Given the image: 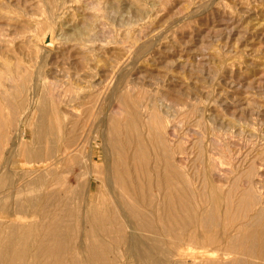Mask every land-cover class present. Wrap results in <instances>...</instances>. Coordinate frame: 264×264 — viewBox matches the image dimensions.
<instances>
[{
    "label": "rangeland",
    "instance_id": "374dc122",
    "mask_svg": "<svg viewBox=\"0 0 264 264\" xmlns=\"http://www.w3.org/2000/svg\"><path fill=\"white\" fill-rule=\"evenodd\" d=\"M48 37L50 42L45 41ZM37 43H39L38 46ZM42 43L46 45L45 48H36ZM66 46L70 48L66 49ZM17 66H23L31 75L26 80V88H28L24 90L23 95L24 104L28 105L26 108L30 107L29 109H31L29 105L32 101L35 98L38 99L48 88V95L54 98L52 99L54 103L67 113L75 114L77 111L79 113L78 108L75 107L81 105L80 101H83L77 98L80 90L82 93L85 90V95L89 93H91L89 95L92 93L99 95L100 108L104 111L107 104L109 106L112 104L111 115L119 116L120 112L122 113L123 105L119 98L130 96V94L138 107L143 103L146 107L155 105L156 111L163 113V119L167 124L164 135L166 142L176 149L173 155L169 156L170 161L169 158L166 159L155 152L156 145L154 147L153 144L147 143V146H150L147 147L150 149L149 160H152L149 163L153 165L149 164L148 169L141 172H132L133 179L131 176L129 178L134 188L141 183L144 191L147 190V196L143 190L142 192L151 204H146L145 198L144 202L138 198V188L137 191L132 189L129 192L136 200L139 199L140 209L152 212L154 215L162 213L160 207L163 201L160 188L164 189V187L160 182V172L164 171L163 166L167 163L171 164L170 162H173L171 165H175L174 169L178 173V176L174 177L176 179L174 182L177 185L179 181L177 187L182 189H179V194L172 196L176 199L172 198L170 201L173 205L168 202L175 212L173 213L175 214L174 219L177 217V220L181 218L187 220L190 218V211L198 214L203 209L211 208V211L213 209L215 224L209 232L212 234L211 237L213 233L218 232L214 234L213 239L221 238L220 220L226 207H229L232 212L235 197L242 189L247 188L250 182L254 186L255 194L257 192L258 196L264 199V0H0L1 94L12 93L15 80L18 81L20 78L17 72L13 71ZM35 70H38L41 76L47 75L45 84L41 83L39 78L32 76ZM11 74H14L13 77ZM8 81L14 84L7 83ZM32 82L39 83L38 90L35 89L37 96H34ZM91 84L95 87H90ZM70 104L74 108L67 107ZM2 107L4 112H8L9 109L3 101ZM142 110L143 108L140 107L139 111L143 112ZM27 114L28 121L16 124L19 127L8 128L6 132L7 142L5 141L3 145L6 150L0 157V167L2 166L0 176H3L0 181V195H3L6 201L11 197L9 193L16 195V192L24 191L29 187L27 182L23 186L15 184L19 175L27 172L22 163L20 161H13L9 164L5 162L7 158L9 160V150L19 138L17 132L15 133L16 128L20 134L25 132L27 138H31L33 118L31 119ZM142 116L144 121L139 122L138 130L144 134L143 137H147L161 124ZM15 136L18 137L15 139ZM60 143L59 141L53 143V145L56 144L54 147L57 151L62 149L61 152L60 150L59 153L56 152L54 164H35L28 169L33 171V175L45 173L51 169L52 177L49 176V183L50 186L57 188L59 197L63 193L59 192V188L66 185L74 186L75 176L80 174L76 166L78 160L75 153L73 152L71 155L73 157L67 160L63 154L64 145ZM97 152V156L92 161L104 168L100 145L97 146ZM127 162L130 164V159ZM91 173L93 174L90 175ZM91 173L86 178L82 209L95 208L98 212L109 216H105L106 218H110V211L105 210H110L113 198L106 186L96 178L97 173ZM45 190L47 192L48 189ZM207 191H210V194ZM215 191L218 194H215ZM218 198H220L219 201H217ZM87 201L94 205H90ZM195 205L200 211L195 209ZM4 214H0V236L3 235L8 224L27 226L38 219L35 216L25 215L26 217L20 218ZM82 217V223H79L75 236V243L73 242L76 251L79 250L77 248L80 241H96L102 244L101 253L106 252L105 256L108 257L107 260L105 259V264L110 262H112L110 264H142L137 261L139 255L137 253L146 252L145 246L151 243L144 231H139L136 237L134 236L135 240L137 238L142 243L137 246L132 245L131 239L133 238L129 235L131 234L130 229L126 226L124 236L127 235V237L119 241L121 244L113 243L108 236L102 233L99 234L100 237L97 236L99 238L92 237L88 240L87 233L95 229L97 225L91 223L86 216ZM230 223L235 224L236 221L235 223L230 221ZM165 224L168 225L167 222ZM232 224L231 227L229 226V232L227 231L228 236H233L235 233V225ZM102 225L112 227L115 224L106 220ZM231 228H233L232 231ZM173 235L174 232L169 233L166 238L172 239ZM198 238L194 237L191 241L200 240V243H207L205 245L209 246L204 245L203 247V243L201 246L199 242H195L194 246L197 247L184 244L175 247L168 243L169 250L165 255H159L162 259L164 258L163 260H159V256L153 251H150V259L155 264H161V262L166 264H227L231 262L234 254L224 247L226 242L214 239L215 242L210 245L209 240ZM125 240L128 241L125 242Z\"/></svg>",
    "mask_w": 264,
    "mask_h": 264
},
{
    "label": "bare ground",
    "instance_id": "6f19581e",
    "mask_svg": "<svg viewBox=\"0 0 264 264\" xmlns=\"http://www.w3.org/2000/svg\"><path fill=\"white\" fill-rule=\"evenodd\" d=\"M52 35L54 34L52 33ZM45 41L48 42L49 37ZM68 42L69 40L67 41V43ZM35 45H36V42H35ZM38 45L39 43H37V46ZM41 45L36 48H40V47L45 48L46 46L44 44L42 46ZM49 45L51 46V44ZM49 45L47 47H49ZM66 47H67L66 49L70 48L69 46H66ZM41 50L42 49H40L39 51L41 52ZM41 58L43 59V57ZM7 65L9 67V64ZM13 71H16L20 78L18 79V81L15 78L16 79L15 80L16 82H14L15 84L12 81L7 82V83L12 82V85L14 84L12 86L13 88L12 93L9 95H7L5 92L2 94L0 93V157H2V152L6 150L3 145L7 139L6 132L8 128L10 129V127L12 126L19 127L16 124H22L28 121L26 114L27 112H30V114H27V116H30L31 119L33 118L31 122L32 128L30 131L31 138L28 139L27 134L25 132H21L20 134V132L17 131V128H16L15 133L17 132L19 138L16 139L18 136L17 137L15 136V139L17 141H15L13 147H11V149L8 152L10 154L9 160L7 158V161H5L7 164L12 163L13 161H20V163H22V166L25 169H27L26 170L27 172L20 174L18 179H16L15 184L18 186H23L24 184H26L25 182H27V185L29 187L28 188L25 187L26 189L24 191L22 190L19 191L20 190L19 189L18 190L19 192L18 193L16 192V195L13 194L12 192L11 193L13 195L9 193V196L11 197H9V200L7 201L3 195H0V214L7 213L11 217L16 216L20 218H23L25 215H28V216H35L38 219L34 222H31V224L27 226L25 224H24L25 226L24 225L22 226L19 224H8L7 227L5 226L6 229L3 235L0 236V264H105L104 263L105 259L108 257L105 256L106 252L101 253L102 244H100L99 242L80 241L78 245L79 247L77 248L79 249L78 251L75 250L74 248L75 245L73 247V242L75 243V236L77 233L78 225L79 223H82V220H83L82 216H86L90 220L91 223L97 225L96 228L94 227L95 229L87 233L88 240L92 237L95 238L99 236V234L102 233L103 235L108 236L113 243H118L124 237H127V235L124 236L125 226H126L130 229L131 234L129 235H131V238H133L131 239L132 245L137 246L139 243H141V240L139 239L137 240V238L135 240L134 239L136 237L135 235L136 233L138 234L139 231L140 232L144 231L146 234L144 232L143 233L145 235H148V239L151 240V243L150 244L147 243L150 246L146 244L147 245L145 246L146 252L140 251V253L139 252L137 253L139 254L137 256V261L142 264H155V262L153 263V261H151L149 254H151V252L153 251L158 256L165 255L166 251L169 250L168 248H170L169 244L175 245V247L182 246V244L189 245V246L193 245L192 247H197V246H194V243L196 241L195 242H193L194 240L191 241L194 237L195 238L199 237L198 239H201V237L203 239H207L209 240L208 242H211L210 245L215 242L214 239L215 240L217 239V238L213 239L215 233H213V237H211L212 234H210L209 232L213 224H215L213 220L214 219L213 217L215 216L213 215L214 214L213 209H212L213 213L210 210L211 208L209 210L203 209L200 211V209L198 210L195 205L194 206L196 207L195 209L200 211L198 214L194 213L193 211H192L193 213H191L190 211V216L188 215L190 218L187 217L189 219L186 220L184 218L183 219L181 218L177 220L178 219L177 217L174 219L175 214L173 213L175 212L173 211L172 208H170V206L173 205L172 203H170V201L172 200V198H174L172 197L173 195L180 193L179 189H181V187L180 188L177 187V185L179 184V181L177 185L174 182L176 181L174 177L178 176V173L174 169L175 165L174 166L171 165L173 162H170L171 164L169 163L165 164L163 166L164 171L160 172V182H162V185L164 187V189L160 188V191L162 192L161 195H162V201H163V204L161 203L162 207H160L161 208L160 211H162V213L159 212L160 214L158 213L154 215L152 212L144 211L139 208L140 203L138 200L141 199L143 200V202L145 201L144 193L142 192V190L144 191V189H143V186H141L142 185L141 183H138L137 187L134 188V184H132L131 181H129V178L132 175V172H136V171L141 172L145 169H148L147 167L151 163L152 160L151 161L149 160L150 149L147 148L149 146V145L147 146V143L153 144L154 147L156 145L155 152H157L159 156H162L166 159L169 158L171 154L173 155L174 149H176L173 147V145L166 142V138L164 135H165V129L167 128V124L163 119V116H162L163 113L160 114L158 111H156V107H154L155 105L153 107H148V106L146 107L145 104L142 102L143 104L139 105L138 107L137 102L134 101L135 99L133 100L130 94V96H123L122 98H119L121 99V103L123 105V108L121 110L122 113L120 112L119 116L111 115L110 110H111L112 104H110L111 106L107 104V107L105 108V111H104L100 108L99 95L93 94V93L92 95H89L91 93L85 95V92H84L85 90L83 91L84 94L80 90V92L78 93L80 95L77 98H80L83 101H80L82 102L81 105H78V107H75V108H78L79 113L76 110L77 113L74 112L75 114H73V113H67L66 111L61 109L58 104H55L53 101L54 98L48 95L49 89L47 88V90L44 91V93L40 97H38V99L35 98L31 104L29 103L30 104L29 106H31V109H29L30 107L26 108L28 105L25 106L26 104H24L23 95L25 94L24 90L28 88V87L26 88V80L31 75L29 74L26 68H23V66L22 67L17 66L13 69ZM13 75L11 77H13ZM32 76L34 78H39L40 82L43 84H45L47 81V80L45 81V76L47 75L44 74L41 76L38 70H35ZM38 85L39 83L37 82L33 83L32 88L35 91L34 96H37L35 89H37ZM91 86L95 87L94 84H91L90 87ZM91 91L93 92V90ZM2 101L4 102L6 107H8L7 108L9 109L8 112H4L3 107H2ZM136 101H137V97H136ZM103 104L104 103H102V105ZM68 106H71L72 108H74L72 104L67 105V107ZM140 107L143 108L142 110L143 112L139 111ZM101 114L103 115L100 116ZM142 115H144L145 118L148 117V119H153L159 124H161V126H159L156 131L150 132L147 137H143L144 134H141L138 130V125L141 123V121H144L142 120L143 119ZM144 125H145L144 127H146L145 123ZM55 141H59L64 145L63 154L65 155V158L67 160L73 157V156L71 157V155H73L72 154L73 152L75 153L76 159L78 160L76 166H78L80 170V174L75 176L76 184L74 186L66 185L63 188H59V192L60 193L63 192L62 193L63 196L61 194V197L57 195V188L55 186L54 187L50 186L49 176L51 175L52 177L51 169L50 170L48 169L45 173H38L35 175H33L32 173L33 171L28 170L32 168L35 164L51 165L52 163L53 164L55 163L54 157L57 156L56 152L59 153L62 150V149L61 150L59 149L60 150V151L58 150L59 152L56 150L57 149L55 148L56 144L53 145ZM99 145L101 146V149H102L101 158H102V161L104 162V168H101V166L93 162L94 158L98 154L97 146ZM188 153L190 154V152ZM4 157H6V155H4ZM128 159H130L131 161L130 164L127 162ZM73 161H74V158H73ZM56 162H57V158H56ZM67 165L69 166L68 163ZM150 165L152 166L153 163ZM91 172L97 173L96 178L99 181H101V183L104 184V186H106V189L108 190L109 194H111L113 198L112 200L113 204H111L112 207L110 208V210H105L106 212L110 211L109 212L111 216L110 218H106L109 216L108 215L106 216L105 214L98 212L95 208L94 209L91 208L88 210L82 209V202L85 199V187H86V182H87L86 178L89 176L88 174ZM92 174L93 173H91L90 175ZM151 174H152V171H151ZM2 177L3 176H0V181L3 179ZM56 181L58 182V180ZM154 186H156V184ZM137 188H138L137 195L139 198L138 200H136L134 197H132V195L129 194L130 190L136 189L135 191H137ZM45 189H48L47 192H45L46 191ZM8 191H10V189ZM216 191H215V194L217 193ZM254 191H255L254 186L250 182V185H248L247 188L242 189L239 195L235 197V202H234L235 204L233 206V209L231 210L232 212H230L229 207L225 206L226 207L225 213L224 215L222 214L223 216H221L220 226L222 228V234H220L221 238L219 240L226 242V246L224 245V247H226V249H229L227 251L229 252L231 251L232 254H234L231 262L230 263L227 262V264H264V199L260 195L258 196L257 192L255 194ZM144 192L146 194L147 190H145ZM209 192L208 194H210ZM182 195L183 194L181 193V196ZM145 196H147V194ZM218 197L220 196L218 195ZM88 198H89V195H88ZM220 198H218L217 201H219ZM145 199H146L145 201L146 204H151L150 200H148L147 198ZM105 200L107 201V199ZM168 202L172 205L169 206ZM218 203H221V202H218ZM89 204L92 205L93 203L92 204L89 203ZM154 204L152 205L154 206ZM175 204L177 207V203ZM209 204H211V202ZM221 204L219 208L221 207ZM227 204H229V202ZM96 206L98 207L99 205H96ZM204 206L205 205H203V207ZM87 208H88V205H87ZM181 215L182 214L180 213V216ZM106 220L108 221L110 220V222H113L115 224L114 226L116 227L103 226L102 223ZM230 221L234 223L236 221V223L232 224L230 223ZM165 222H167L168 225H166ZM5 223L4 224L1 223V224L5 225ZM231 224L235 225V228L233 227L235 229V233L233 234V236H228L227 231L229 232L228 229H230L229 226ZM233 228H231V231ZM180 231H183V233H180ZM173 232H174V235L172 239H167L168 238L167 234L173 233ZM213 232H217V231H213ZM175 234L176 235L179 234V235L176 236ZM78 237H80V235ZM203 239L201 241H203ZM127 241L125 240V242ZM204 241L206 242V240ZM198 242L200 243V240ZM202 243H200V245ZM119 244L121 243L119 242ZM205 244L207 243L202 244L203 247L206 246ZM114 245L112 246L113 248H114ZM200 245H198V247ZM229 252H226V253H229ZM108 254L109 253H107V255ZM127 256H126V259H127ZM161 259L162 258L159 256V260ZM164 263L161 262V264H164Z\"/></svg>",
    "mask_w": 264,
    "mask_h": 264
}]
</instances>
